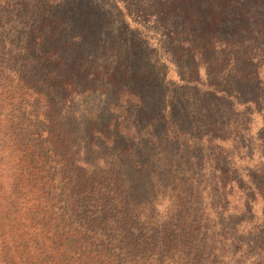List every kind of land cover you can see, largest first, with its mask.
Wrapping results in <instances>:
<instances>
[{"label":"trees","instance_id":"1","mask_svg":"<svg viewBox=\"0 0 264 264\" xmlns=\"http://www.w3.org/2000/svg\"><path fill=\"white\" fill-rule=\"evenodd\" d=\"M135 2L159 68L194 59L161 98L128 46L101 61L66 21L0 34V264H264V0Z\"/></svg>","mask_w":264,"mask_h":264},{"label":"rangeland","instance_id":"2","mask_svg":"<svg viewBox=\"0 0 264 264\" xmlns=\"http://www.w3.org/2000/svg\"><path fill=\"white\" fill-rule=\"evenodd\" d=\"M6 2L10 3L11 6L3 8L0 5V20L14 23V27L8 28L7 26L0 25V34L6 37H9L8 34L14 37L17 36L13 40L20 42L19 40L28 32L30 27L29 22L24 24L20 23V20L23 18L29 17L34 22H39L44 19L56 20L59 24L66 21L74 28L75 36H80L85 40L81 48L82 51L98 53V59L101 61L109 60L110 53L113 49L122 52V45L128 46L131 55L136 57L140 64V71L149 77V79L152 75H154L155 79H158L160 84L157 96L160 98L165 88L163 77L165 76L166 79L179 81V76L185 75L188 72L185 65L187 63L193 65V57L189 53L181 52V58L179 59L178 56L176 58L179 70L174 66H171L169 70L168 68L162 69L158 67L157 62L153 59L151 50L153 48L152 45L155 44V33H158L159 30L153 24L152 18L146 20L136 18V21H139L140 24L137 26L133 24L135 20L133 14L134 8L128 9V14L125 7L133 2L135 5H138L135 0H6ZM143 30L146 33L139 35ZM147 37L149 39H146ZM169 48L173 49V46L170 45ZM216 57L217 55H213L212 59L214 60ZM218 67L221 68L223 66L218 65ZM228 70L229 66L226 70H220V75L216 76L214 80L215 83L223 85L222 83L229 76V73H227ZM158 72V76H155V73L157 74ZM200 78L201 80L205 79L203 69H201ZM178 88H180L178 89L179 95H182L180 98L183 99L185 96L193 97L200 105L204 102L199 92L189 91L188 87L179 86ZM105 103L106 101L100 95L98 97H92L91 104L99 110L104 108ZM76 107L74 106L73 108ZM215 108L219 116L218 124H222L224 127L226 126L227 128L224 129H228L229 132V120L231 122L234 121L237 118L236 113L229 112L228 104L220 103L219 105H215ZM251 117L252 119L248 127L250 132L255 134L262 126V122L260 117L254 112L251 113ZM254 136L253 139L249 140V149H253V156L248 162V167L250 168L256 165L258 156V141L255 140L256 137ZM223 147L227 151L229 144H223ZM173 150L167 152V161L170 158H176L177 154ZM180 157L181 159L185 158L184 156ZM204 172L203 169L193 170V175L200 177Z\"/></svg>","mask_w":264,"mask_h":264}]
</instances>
